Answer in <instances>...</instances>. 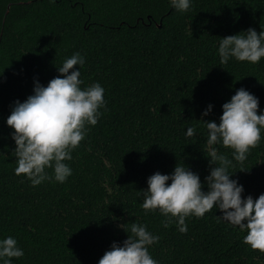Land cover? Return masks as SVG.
<instances>
[{
	"label": "trees",
	"instance_id": "obj_1",
	"mask_svg": "<svg viewBox=\"0 0 264 264\" xmlns=\"http://www.w3.org/2000/svg\"><path fill=\"white\" fill-rule=\"evenodd\" d=\"M248 28L264 29V0H193L186 12L169 0H0V238L15 237L24 251L12 264H98L132 222L159 237L149 247L158 264H264V253L243 242L246 232L215 208L186 218L181 233L141 207L147 178L171 174L177 163L199 174L207 191L201 119L219 123L237 89L258 97L257 114L264 110V59L221 65L218 57L219 38ZM76 52L85 58L81 87L99 82L106 107L65 161L72 175L32 186L15 174L6 119ZM190 126L197 133L186 137ZM233 164L230 178L243 196L264 193V132Z\"/></svg>",
	"mask_w": 264,
	"mask_h": 264
},
{
	"label": "clouds",
	"instance_id": "obj_2",
	"mask_svg": "<svg viewBox=\"0 0 264 264\" xmlns=\"http://www.w3.org/2000/svg\"><path fill=\"white\" fill-rule=\"evenodd\" d=\"M55 3V0H49ZM193 0H169L170 7L179 12L191 9ZM218 57L221 65L230 60L259 63L264 59V29L259 34L248 28L238 34L219 38ZM85 58L79 52L64 59L57 68L60 75L47 86L34 83L33 94L23 102H14L6 124L13 132L17 176H23L32 186L45 181L64 183L72 175L65 163L84 140L89 126H95L106 107L105 89L99 82L81 87L80 68ZM76 66V67H74ZM209 104L202 118L212 110ZM259 108L258 97L244 88L237 89L230 100L222 105L219 123L203 122L206 131V151L209 174L204 178L182 163L176 164L171 174L156 172L147 178V189L142 190L141 207L146 212L158 211L165 217L164 227L175 223L179 232L186 233V218H203L213 208L233 227L246 232L243 242L253 250L264 253V193L253 199L243 196V185L231 179L229 169L233 160L243 162L256 147L264 132V110ZM195 127H188L185 136L193 137ZM217 146L231 150V159ZM51 169V173L48 171ZM170 181V183H169ZM126 232L124 225L121 226ZM127 239L122 245L113 242L110 250L98 264H158L149 253V247L159 240L146 225L132 222L127 228ZM24 256L23 249L13 236L0 238V264H12L13 258Z\"/></svg>",
	"mask_w": 264,
	"mask_h": 264
}]
</instances>
